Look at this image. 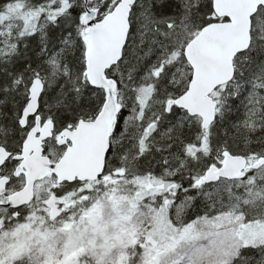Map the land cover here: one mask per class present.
<instances>
[{
  "label": "snow or ice",
  "instance_id": "6c2138e0",
  "mask_svg": "<svg viewBox=\"0 0 264 264\" xmlns=\"http://www.w3.org/2000/svg\"><path fill=\"white\" fill-rule=\"evenodd\" d=\"M0 264H264V0H0Z\"/></svg>",
  "mask_w": 264,
  "mask_h": 264
}]
</instances>
